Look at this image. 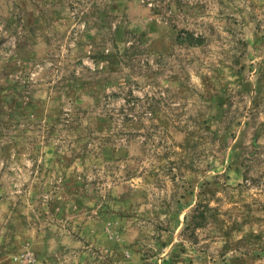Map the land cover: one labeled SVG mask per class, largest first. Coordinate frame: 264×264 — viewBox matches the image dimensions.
I'll list each match as a JSON object with an SVG mask.
<instances>
[{
    "label": "rangeland",
    "instance_id": "1",
    "mask_svg": "<svg viewBox=\"0 0 264 264\" xmlns=\"http://www.w3.org/2000/svg\"><path fill=\"white\" fill-rule=\"evenodd\" d=\"M0 264H264V0H0Z\"/></svg>",
    "mask_w": 264,
    "mask_h": 264
},
{
    "label": "trees",
    "instance_id": "2",
    "mask_svg": "<svg viewBox=\"0 0 264 264\" xmlns=\"http://www.w3.org/2000/svg\"><path fill=\"white\" fill-rule=\"evenodd\" d=\"M200 43H201V41H197V42L194 43V41L191 40V44H194L195 45V44H200Z\"/></svg>",
    "mask_w": 264,
    "mask_h": 264
}]
</instances>
